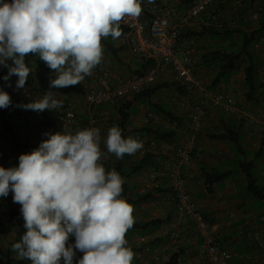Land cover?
<instances>
[{
	"label": "clouds",
	"instance_id": "1",
	"mask_svg": "<svg viewBox=\"0 0 264 264\" xmlns=\"http://www.w3.org/2000/svg\"><path fill=\"white\" fill-rule=\"evenodd\" d=\"M141 12V0H0V65L8 68L3 79L16 75V88H23L32 71L25 57L32 54L55 72L50 88L80 84L102 61V39L119 38L120 22ZM11 103L0 90V108ZM62 106L52 91L23 105L36 112ZM46 135L38 148L20 155L18 167L0 166V197L14 194L26 229L12 251L32 264H74L77 251L83 255L76 264H132L126 234L134 208L121 197L120 173L102 162L107 156L100 129ZM104 143L118 159L143 147L124 138L118 125Z\"/></svg>",
	"mask_w": 264,
	"mask_h": 264
},
{
	"label": "crops",
	"instance_id": "2",
	"mask_svg": "<svg viewBox=\"0 0 264 264\" xmlns=\"http://www.w3.org/2000/svg\"><path fill=\"white\" fill-rule=\"evenodd\" d=\"M162 1L180 8L188 4V0ZM232 5H236V0H221L215 4L213 12H221L223 8L228 15L229 12L227 9L231 8ZM257 5L264 6V0H257L253 8H256ZM241 20L256 25L259 23L260 18L258 21L253 22V20L249 21L248 16H246L245 18H239L236 23L240 24ZM202 26H198L197 24L195 28L190 31L198 32L202 29ZM117 43H119V38H117ZM208 50L210 49L205 48L204 51L199 49L198 53L195 55L196 59H198V55L201 56ZM121 57L122 62L117 63L113 61L121 72H123L128 65L134 69L136 62L127 51L122 53ZM29 67L33 69L35 66L30 65ZM126 73V77L131 76V73ZM173 79H175V73L170 69L158 80L159 82H165L172 81ZM242 79L244 81V73ZM235 81L239 80L233 75L228 82L221 80L219 86L213 90L215 92H226L234 96L237 101L236 113H229L221 104L211 99L208 100L211 107L209 109V114L207 116L205 114L203 118L202 135L199 134L198 136V134L193 131L194 126H191V122H189L191 118H188L191 114H182V112L179 111L178 114L187 121L185 127L179 130V140L173 145L163 142H154L152 138L142 137L138 139L142 141L144 145L152 141L150 147H152V153L155 155V165L153 168L159 171V178L154 187L150 189V191L158 192L152 203V206L157 209V212L154 213L155 211L153 209L150 210V208H148L147 211H149V213L153 212V218L147 219V221L160 219L162 220V224L159 227H155L152 231L147 232V234L133 233L131 248L135 254L134 259L136 264H142L138 259V254L140 252H145L148 246L150 247V252H147L146 256L149 264H164L166 260L182 251V264H209L200 254L201 237L195 225L179 211L173 194L170 172L176 162L177 150L186 146L192 149L193 155L191 162L186 164L182 169L183 176L192 191L193 199L197 207L204 212L208 219L217 224L219 228V240L222 245L233 250L235 255L234 264H264V207L258 200L246 194L245 186L243 185L244 176L238 169H234V164L239 159V155L234 151L233 147L228 142L214 140L206 135L207 133L221 129L224 123L227 124L232 122L237 128L241 129L244 148L247 151L249 159H254L257 152L261 148H264V126L258 131H255L251 118H243V120L240 118L247 111H251L256 115L264 114V98L258 103L246 101L243 97L242 85L236 84ZM91 83L92 79L89 82L83 80L80 84L84 86V90L78 93H69L64 88H53L56 93V98L63 101V104H71L77 115V122L75 125L70 130L64 132H71L74 134L78 130L85 128L89 118L85 108V94ZM168 93L173 94L171 91L165 90L160 93V96H158L156 100L165 104L163 99ZM198 98L205 99L202 95H198ZM135 106H137V110L134 112V107L132 111V127L142 126L139 121L143 113L141 108L142 105L136 104ZM167 106L170 105L167 104ZM99 108L93 111V114L97 118L101 116L103 120H108L112 117L113 111L111 107L105 105L103 110H99ZM57 109L43 111L44 115L48 116V120L52 121L51 125L45 124L47 120L44 117H40L38 122L42 123L41 126L37 127L32 125L24 128L21 127L17 129L18 135H21L24 140L26 139L29 142H33L39 147L42 141L49 138V135H46V133L55 134L57 132H62L58 122L55 121ZM26 114L32 113L27 112ZM33 118L36 119L38 117ZM99 120L101 122V118H99ZM105 127H108L107 131L111 128L109 126ZM12 147L14 154H17L19 157L22 154L29 153L28 150L19 149L16 146L14 147V145ZM112 157L113 154L111 155V158ZM138 159L139 158H136L135 160ZM3 160L4 159L0 157V163H3ZM150 169L151 168L146 170L143 174L147 173ZM214 169L224 171L232 169L234 173L230 178L215 184L210 190V186L206 184L204 173L213 171ZM256 172L259 177V184L264 186V156L257 161ZM143 174L130 179V184L135 186L136 190H138L137 188L141 185V176ZM15 209V212H17L20 217L21 224L24 226V220L20 211L21 206H16ZM143 209L144 206L137 207L135 214L138 215H136V218L134 217V221H142L138 219L139 217L137 216L144 213ZM231 211L236 212L235 216L230 215ZM1 220L2 217L0 218V242L4 245H8L15 239L6 242L5 234L7 231L4 225H7V223ZM166 230H179L181 233L180 241L174 242L166 235L156 238L158 233H164ZM14 234L16 238V233ZM142 235L148 236V242L150 241V243H142L139 239V236ZM258 235L260 238L257 237ZM77 255L78 258H81L83 253L77 251ZM157 256L159 259H157ZM17 260L18 264H32L31 260L28 259H19L17 257Z\"/></svg>",
	"mask_w": 264,
	"mask_h": 264
},
{
	"label": "built area",
	"instance_id": "3",
	"mask_svg": "<svg viewBox=\"0 0 264 264\" xmlns=\"http://www.w3.org/2000/svg\"><path fill=\"white\" fill-rule=\"evenodd\" d=\"M219 0H192L183 7H177L164 3L162 0H141L142 12L139 17H125L120 22L122 35L119 37L120 44L123 45L132 58L138 63L153 61V66L145 74H134L126 78L116 75L113 68L108 64V54L103 53L102 61L92 70V83L85 94V108L89 118L85 128L95 127L100 129L102 137L101 147L107 150L104 140L107 135L103 133L100 120L93 111L105 105H114L122 101L132 100L134 96L140 94L144 89L156 82L167 70H173L175 79L184 86L189 92L198 88L204 100L197 107V114L194 117V129L197 134L201 130L203 118L206 114L208 100L221 104L229 113H236L237 101L234 96L226 92H215L203 88L195 75V55L200 48V39L196 36H187L186 33L198 24L223 26L221 18L213 12V7ZM238 9L244 8V1H237ZM264 14V8L257 5L251 13L252 19L258 21ZM256 50L264 57V37L256 43ZM30 66V65H28ZM34 66V65H33ZM33 71L41 81L43 92L40 98L48 92L54 90L50 88L43 78L46 74L41 68L34 67ZM17 83L18 76L12 75L10 81ZM264 81V74L262 75ZM27 86V81L24 88ZM5 88V85H4ZM55 93V92H54ZM39 98V99H40ZM207 102V103H206ZM143 116L139 120L141 124H153L162 128H169L170 122L160 114L142 105ZM25 110L13 113L12 124L15 128L25 127L33 117L41 115L35 113L30 117ZM241 116V115H240ZM240 118H251L254 130L258 131L264 126V114L256 115L251 111L245 112ZM55 121L58 122L62 131L70 130L77 122V115L71 104H63L57 109ZM3 117L0 113V132L2 131ZM0 147L8 146L0 136ZM152 147L141 148L132 157L143 156L152 152ZM193 151L190 147H182L176 152V162L171 169L170 178L173 188L174 198L179 211L184 214L195 225L201 237L200 254L209 264H234V252L229 247H224L219 240V228L202 212L194 202L193 194L183 176V167L191 162ZM13 159H15L13 157ZM109 159H103L104 164ZM159 178V171L151 168L141 176L139 194H146L154 187ZM13 193L10 191L7 197H0V214L6 207L19 206L13 202ZM21 206V205H20ZM236 212L231 211L230 215L235 216ZM169 236L174 242L180 241L179 230H166L158 233L160 236ZM260 238V236H257ZM142 243H148V236H139ZM69 242L74 244L75 238L70 237ZM147 252L150 247H146L145 252L138 254V259L142 264H149ZM78 255L74 258V264L78 261ZM157 259L159 257L157 256ZM63 264V259L61 260Z\"/></svg>",
	"mask_w": 264,
	"mask_h": 264
},
{
	"label": "trees",
	"instance_id": "4",
	"mask_svg": "<svg viewBox=\"0 0 264 264\" xmlns=\"http://www.w3.org/2000/svg\"><path fill=\"white\" fill-rule=\"evenodd\" d=\"M191 1L192 0H188V3ZM256 2L257 0H246L244 8L241 10L242 14L239 15V18H245L249 12L252 13L255 10L253 6ZM261 7L264 8L263 5H261ZM263 15L261 16L262 18L260 17L259 23L256 25L241 20V23L236 27L231 24L223 26L203 25L202 29L198 32L190 31L186 33L188 37L197 36L199 38L207 37L215 41H229L230 47L218 48L215 50L210 49L200 56L198 63L201 66L214 67L216 69V77L215 80L212 81L214 88L219 86L221 80H225L226 82L230 81L237 70L243 69V97L250 103H258L264 98V81H262V75L264 74V57H262L255 47L256 43L264 37ZM101 43L103 46V53L108 54L112 61H116L117 63L122 62L121 54L126 52L127 49L120 44V41L117 43V38L114 39L109 36L103 38ZM25 61L28 65H34L35 67L41 68L53 79L56 78L55 72L49 69V67L39 59L38 55L30 54L25 57ZM9 64H11V61H9ZM153 64V61H146L144 63L136 62L134 69L128 65L125 67L124 71L131 73V75H142L145 74ZM7 74L8 68L0 65V90L4 91L6 81L3 77ZM91 79L92 73L84 78V80L88 82L91 81ZM64 89L69 93H78L84 90V86L82 84H77L65 87ZM165 90L172 91L178 96L184 98L191 93L176 79L165 82H159V80H157L151 86L144 89L140 94L134 96L132 100L108 105L113 111L112 117L109 119V127L118 125L122 130V136L124 138L132 137L139 139L146 137L149 139L152 138V141L154 142H163L173 145L179 140V130L185 127L187 120L181 117L171 107L156 101L158 96H160V93ZM10 97L12 101L10 106L7 108H0V113L3 117V126L0 134H3L6 137V144L8 146V150L0 147V157L4 159L3 164L6 168L18 167L19 165V156L14 154V152H10V145H14V147L16 146L19 149L28 150L29 153L38 148L33 142H29L26 139L24 140L21 135H18L17 129L19 128H15L11 122L13 113H19V111L25 110L28 113H39L40 115H44L43 112L25 109L23 105L30 103L26 97ZM136 104L144 105L150 110L160 114L170 122L171 126L169 128H162L153 124H143L142 126L132 127V111ZM206 135L214 140L228 142L233 147L234 151L239 155V159L234 164V169H238L244 176L243 185L245 186L246 194L258 200L264 207V186L259 184V177L256 172V164L257 161L264 156V148H261L257 152L254 159H249L247 151L244 148L241 129L237 128L232 122L227 124L224 123L221 129L207 133ZM152 141H149L147 145L143 144L142 148H150ZM13 157L15 159H13ZM136 158L139 159L134 161L132 160L133 158L131 155L125 154L123 158L118 159L113 154V159L108 160V163L106 164V170L111 171L112 169H115L120 173L125 181L122 185L123 191L121 197L133 207H140L144 206L146 203L153 202L158 192L149 191L146 194H137L136 187L130 184V179L140 176L149 168H153L155 165V155L152 152H148L145 155ZM233 171L234 170L232 169L226 171L214 169L213 171L205 172L204 176L206 184L210 186L211 190L215 184L230 178L234 173ZM10 216V223L16 233V238L8 245H4L0 242V264H18L17 255L12 251L11 246L13 243L18 242L26 231L21 224L17 212H13ZM161 224L162 220L160 219L139 222L134 221L133 227L129 229L126 234L128 246L131 247L130 233L147 234V232L152 231L155 227H159ZM182 254L183 251L175 254L170 259L166 260L164 264H182Z\"/></svg>",
	"mask_w": 264,
	"mask_h": 264
},
{
	"label": "rangeland",
	"instance_id": "5",
	"mask_svg": "<svg viewBox=\"0 0 264 264\" xmlns=\"http://www.w3.org/2000/svg\"><path fill=\"white\" fill-rule=\"evenodd\" d=\"M220 1V0H219ZM218 1V2H219ZM237 1H245L246 0H236ZM245 5V4H244ZM237 7L232 5L231 8H228V12L229 14L227 15L225 10H221V12H217L216 14L221 18L222 22H223V25H233L234 27L238 26L239 24L236 23V21L239 19V15L242 14V8L240 9H236ZM248 16V19L249 21H252V15H251V12H249V14L247 15ZM231 17V18H230ZM253 22H255V20H253ZM252 24V23H251ZM202 26V25H200ZM201 30V29H200ZM224 47H230V43L229 41H220V40H217V41H213L207 37H203V38H200V50L201 51H204V49H212V50H215V49H218V48H224ZM109 57V56H108ZM199 55H198V59H196L195 57V75H196V78L197 80L200 81L201 85L203 88H207L208 90H212L214 91V87H213V80H215V77H216V69L214 67H205V66H201L197 60H199ZM108 64L113 68L114 72L116 73V75L120 76L121 78H125L127 76V73L126 72H121L120 69L115 65V63L110 59L108 58ZM235 78L239 81H235L236 84L238 85H242L243 84V79H242V76H243V69H239L237 70L234 74ZM51 79H53L50 75L46 74L45 78H43V80H45L47 82V84L50 86V81ZM11 85V86H9ZM41 85V81L39 78L36 77L33 69L32 71L30 72L29 74V77L27 79V86L24 88H20V89H17L16 88V82L15 81H10L8 82L7 84H5V88H4V91H6L7 93H9L10 96H14L15 98H18V97H26L29 102H32L33 100H38V98H40V95H42L41 93L43 92V89H41L40 87ZM53 89V88H52ZM55 89V88H54ZM53 89V90H54ZM172 92V91H171ZM173 94H169L168 95H165L164 96V103L167 105L169 104L173 110H175L177 113L182 112V114H191L190 117L188 118H191V121L189 120V122H191V126H194V115L197 114V107L199 105H201L202 101L204 99H199L198 98V95H201V93L199 92L198 88L195 89L193 92H191L189 94V96L187 97H180L178 96L176 93L172 92ZM158 102H161L159 100H156ZM207 103V102H206ZM239 104V103H238ZM206 106V116L209 114V109L211 107V104L210 103H207V104H204ZM105 107V106H104ZM104 107H100L99 110H103ZM98 109V108H97ZM137 110V106H135L134 108V112ZM188 112V113H187ZM35 113H32V114H29L30 117L34 116ZM144 114L142 113V116ZM41 117L45 118L47 121L45 122V124H48V125H51L52 124V121L48 120V116H45V115H41ZM99 118H101V122H100V125L103 129V133L105 135H107L108 131H107V128L108 127H105V126H109V119L107 120H103V118L101 116H98ZM39 119H31L30 122L26 125V126H32V125H35V126H41V122H38ZM49 121V122H48ZM203 122L204 120L202 121V125H201V130L199 132L200 135L203 134L202 130H203ZM195 127V126H194ZM107 131V132H106ZM194 132L195 129H193ZM198 134V136H199ZM1 138L6 141V137L3 135V134H0ZM26 138V137H25ZM101 150L103 151L102 147H101ZM13 147L12 145H10V152H13ZM105 153V155L107 156V159L109 160H112L111 158V155L112 154H109L107 153V150L103 151ZM135 161L136 157H132ZM4 163V162H3ZM3 163H0V166L6 168L4 166ZM104 164V163H103ZM105 168H106V164H104ZM135 178V177H134ZM137 194H139V189H140V186L137 188ZM150 190H148L147 192H149ZM152 203L153 202H149V203H146L144 205V213H141L139 214V217L138 219L142 220V221H147V219H150V218H153L152 213H149V211H147L148 208H150V210H154L156 213L157 212V209H155L154 206H152ZM16 207V206H15ZM15 207H6L4 209V212L0 215V218L2 217V222H6L7 225H4V228L6 229L7 233L5 234V239H6V242H10L11 240L15 239V231L13 229V227L11 226V216L10 214H12L13 212H15ZM134 208V212H133V216L136 218V215L138 214H135V210H137V207H133ZM4 229V230H5ZM131 235V238L133 236L132 233H130ZM150 243V241L148 242ZM132 264H136L135 263V259H133L132 261Z\"/></svg>",
	"mask_w": 264,
	"mask_h": 264
}]
</instances>
